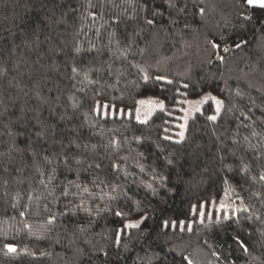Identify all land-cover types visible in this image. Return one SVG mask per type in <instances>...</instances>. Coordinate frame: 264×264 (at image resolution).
Here are the masks:
<instances>
[{
    "label": "trees",
    "instance_id": "16d2710c",
    "mask_svg": "<svg viewBox=\"0 0 264 264\" xmlns=\"http://www.w3.org/2000/svg\"><path fill=\"white\" fill-rule=\"evenodd\" d=\"M262 176L264 7L0 0V264H264Z\"/></svg>",
    "mask_w": 264,
    "mask_h": 264
},
{
    "label": "rangeland",
    "instance_id": "374dc122",
    "mask_svg": "<svg viewBox=\"0 0 264 264\" xmlns=\"http://www.w3.org/2000/svg\"><path fill=\"white\" fill-rule=\"evenodd\" d=\"M208 100H212V102L214 103L215 111L211 114V116H217L222 108V100L218 95L212 93L211 91H205L197 97L185 99V104L182 108V113L178 122V138L183 137L181 136V133H183L184 135L189 118L196 111L201 110L203 104ZM163 106L164 103L159 97L153 94H147L141 96L138 99L136 106H134L133 108L124 109L122 107H116L114 104H108L105 102L103 103L102 110L104 113L109 114H133V116L137 120L145 121L155 110L163 108ZM218 108L219 111H217ZM243 208H245L244 203L241 200H238V198H236L232 193V190L227 187L221 198L216 201H212L208 205L207 209H202V211L200 212V218L206 215L211 216L214 211L219 214L222 210L229 212V210L237 211Z\"/></svg>",
    "mask_w": 264,
    "mask_h": 264
},
{
    "label": "snow or ice",
    "instance_id": "6c2138e0",
    "mask_svg": "<svg viewBox=\"0 0 264 264\" xmlns=\"http://www.w3.org/2000/svg\"><path fill=\"white\" fill-rule=\"evenodd\" d=\"M246 3L248 5H258L260 7H264V0H246ZM148 23H152V21H148ZM215 46L216 45H214V47ZM237 46H239V45H237ZM225 51H227V49H225ZM217 111H219V108L217 109ZM209 119L215 120L216 119V116L209 117ZM181 136H183V133H181ZM261 179H264V176H262ZM116 215L119 216L120 213H116ZM125 227H139V224H129V225H125ZM6 247H8V250L9 251H12V252L15 251V248L12 247V246H6Z\"/></svg>",
    "mask_w": 264,
    "mask_h": 264
}]
</instances>
